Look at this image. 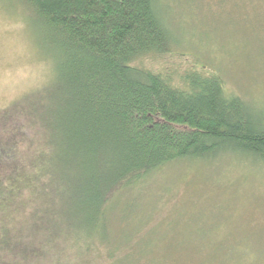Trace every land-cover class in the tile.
<instances>
[{
  "label": "trees",
  "instance_id": "obj_1",
  "mask_svg": "<svg viewBox=\"0 0 264 264\" xmlns=\"http://www.w3.org/2000/svg\"><path fill=\"white\" fill-rule=\"evenodd\" d=\"M21 1L57 69L40 111L29 95L0 114V264H157L121 226L128 192L182 161L264 166V110L216 71L143 66L174 45L157 0ZM239 252L208 264H260Z\"/></svg>",
  "mask_w": 264,
  "mask_h": 264
},
{
  "label": "rangeland",
  "instance_id": "obj_2",
  "mask_svg": "<svg viewBox=\"0 0 264 264\" xmlns=\"http://www.w3.org/2000/svg\"><path fill=\"white\" fill-rule=\"evenodd\" d=\"M157 8L174 45L143 66L175 78L194 68L216 71L229 92L264 110V0H157ZM49 47L24 2L0 0V114L29 95L40 111L57 69ZM127 199L133 215L121 226L153 242V263L208 264L223 256L238 263L245 247L252 262L264 264V166L252 160L225 154L173 163Z\"/></svg>",
  "mask_w": 264,
  "mask_h": 264
}]
</instances>
